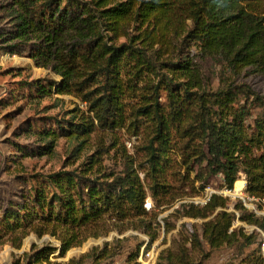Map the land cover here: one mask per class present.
<instances>
[{"label":"trees","instance_id":"1","mask_svg":"<svg viewBox=\"0 0 264 264\" xmlns=\"http://www.w3.org/2000/svg\"><path fill=\"white\" fill-rule=\"evenodd\" d=\"M13 1L22 14L9 24L2 50L23 53V40L32 33L36 41L29 44V57L60 76L59 82L21 81L13 95L29 101L51 94L72 96L92 115L91 122L83 117H47L44 123L30 119L24 134L42 143L41 155L51 154L59 138L84 145L96 129H123L126 120L133 126L132 136L139 137L140 122L147 127L143 159L152 177L165 161L169 138L180 135L193 146L188 159L197 179L221 176L231 190L235 182L243 188L237 179L244 174V192L264 199V93L238 80L246 69L264 74V0ZM192 49L222 65L217 89L202 82L191 61ZM134 95L137 106L124 116L122 99ZM19 151L26 152L23 147ZM121 159L119 172H100L94 161L89 170L63 168L32 176L30 182L23 176L28 192L0 205V246L10 242L18 248L30 233L50 235L60 241L64 254L102 235L106 221L144 218L145 188L129 156ZM235 209L240 222L264 232V217L242 206ZM176 213L202 219L200 232L175 242V256L162 251L157 263L189 264L188 243L201 254L205 247H234L243 253L258 239L259 256L246 255L245 263L264 264L256 232H229L236 214L226 210L222 198L212 196L202 207L185 205ZM54 251L38 248L29 258L39 263Z\"/></svg>","mask_w":264,"mask_h":264},{"label":"rangeland","instance_id":"2","mask_svg":"<svg viewBox=\"0 0 264 264\" xmlns=\"http://www.w3.org/2000/svg\"><path fill=\"white\" fill-rule=\"evenodd\" d=\"M21 14L13 0H0V205L16 202L19 196L28 192V183L23 179L25 175L30 182L32 176L47 175L63 168L89 170L93 167L94 161H97L95 166H98L100 172H105L107 169L119 172L123 164L121 157L126 154L145 188L146 198L143 208L147 215L139 220L106 221V229L102 235L87 238L82 244L70 248L64 254L60 253V241L55 237L30 233L21 241L18 248L12 246L10 242L0 246V264H138L137 260L143 245L140 236H146L149 241L155 236V240L150 245L156 246L158 252L156 264H159L158 260L162 251L168 249L175 256L177 252L175 242L185 240L188 233L200 232L202 219L179 218L176 211L185 205L204 206V201L210 192L212 196L225 200L228 212L240 214L235 206H242L252 213L248 204L255 205L259 211L260 215L255 216L263 217L261 213H264V204L248 201L245 206L236 196L243 190V188L235 187L236 182L233 188L228 190L224 187L221 176L213 177L207 182L197 179L195 169H191V160L188 159L193 146L187 145V141L180 135L172 134L169 138L165 161L156 175L152 177L146 173L143 141L147 134V127L144 123H138L139 137L132 136L133 126H130V121L126 120L123 129L116 128L105 132L96 129L84 145L72 142L67 137L59 138L51 154L41 155L39 146L42 143L33 138L29 140L24 134L27 128L25 124L30 119L42 120L47 117H56L78 121L83 117L91 122L92 115L87 113L86 104L72 96L51 94L50 97L38 101H29L13 95L18 88L17 84L21 81L44 78H50L54 82L60 81V76L51 66L37 64L29 57V44L36 41L34 34L30 33L29 37L24 38L23 53L10 54L2 50V42L8 40L6 30L10 27L9 24H16ZM121 41L122 39L118 40V42ZM15 42L18 41H11V43ZM191 61L201 73L202 82L209 89H217L220 84L218 73L222 65H217L211 57L201 55L195 49L191 50ZM238 80L248 83L257 93H264V74L246 69L240 71ZM138 95L122 99L124 116H128L137 106ZM7 114L8 117H6ZM73 116L77 119H72ZM42 121V123L45 122V120ZM249 123L251 124L250 120ZM22 147L26 150L25 153L19 151ZM33 150H35L34 153ZM37 153L39 155H36ZM141 167L145 168V171ZM36 178H34L35 183L38 181ZM237 180L240 186L243 184L245 188L246 176L241 174ZM233 225V230H241L243 234L251 235L250 232L245 231V227H248L245 223L234 220ZM146 226H149L148 230ZM38 248L55 251L52 254L43 255L39 263H34L35 258L30 260L29 256ZM186 248L189 264H246V255L259 256L258 239L243 253L234 247H223L211 251L205 247L204 253L201 254L193 250L189 243Z\"/></svg>","mask_w":264,"mask_h":264},{"label":"built area","instance_id":"3","mask_svg":"<svg viewBox=\"0 0 264 264\" xmlns=\"http://www.w3.org/2000/svg\"><path fill=\"white\" fill-rule=\"evenodd\" d=\"M243 190H244V186H243ZM243 190L241 191V193L236 194V196H238L241 199V201L244 203L245 206L248 203V201L249 203L250 202H261L264 204V199L249 197L245 194ZM211 197H212V192H210L208 196L206 197L204 201V205H206L209 202ZM247 206L249 207V210L254 215H260L255 205L247 204ZM235 214H236V221H239L238 213L235 212ZM261 215H263L264 217V213H261ZM233 226L234 225L232 223V227L230 228L229 232L233 230ZM245 229H246L245 231L250 232V234H252L253 232H256L259 235V251H260V255L263 260V263H264V232L255 226H248V227H245ZM140 238L142 240L143 245L141 247V254L139 255L138 260H137L138 264H156L157 255H158V252L156 251V246L150 245V241L146 236H140Z\"/></svg>","mask_w":264,"mask_h":264}]
</instances>
